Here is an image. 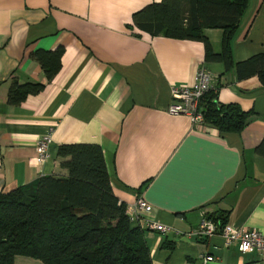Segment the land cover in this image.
<instances>
[{
	"label": "crops",
	"instance_id": "0c3cea01",
	"mask_svg": "<svg viewBox=\"0 0 264 264\" xmlns=\"http://www.w3.org/2000/svg\"><path fill=\"white\" fill-rule=\"evenodd\" d=\"M162 0H0V193L44 175H67L58 148L99 144L115 195L145 199L167 234L146 230L153 264H264L258 252L198 234L204 214L264 233V84L206 59L201 40L151 36L129 28L133 14ZM215 54L223 30L204 29ZM64 47L61 69L47 77L39 50ZM264 53V0H249L233 42L241 62ZM200 67L215 76L221 104L251 112L240 132L196 126L167 111L175 87L193 86ZM14 80L45 85L20 105L8 103ZM201 107V103H200ZM51 133L49 157L37 145ZM204 256L214 259L204 262ZM15 264H45L16 256Z\"/></svg>",
	"mask_w": 264,
	"mask_h": 264
},
{
	"label": "trees",
	"instance_id": "16d2710c",
	"mask_svg": "<svg viewBox=\"0 0 264 264\" xmlns=\"http://www.w3.org/2000/svg\"><path fill=\"white\" fill-rule=\"evenodd\" d=\"M249 0H162L133 14L129 28L151 36L201 40L206 59L236 69L239 79L258 76L264 84V53L235 62L233 42ZM206 28L222 29V51L215 54ZM64 47L39 50L35 58L52 79L61 69ZM42 83L14 80L8 103L20 105L43 91ZM214 90V89H213ZM212 89L201 100L205 122L221 132H240L251 112L235 103L221 104ZM264 155V140L256 147ZM67 175H44L0 193V264L27 256L45 264H153L145 229L134 226L126 203L114 193L103 148L95 143H68L58 148ZM221 226L223 214L213 213Z\"/></svg>",
	"mask_w": 264,
	"mask_h": 264
},
{
	"label": "built area",
	"instance_id": "2783aa9c",
	"mask_svg": "<svg viewBox=\"0 0 264 264\" xmlns=\"http://www.w3.org/2000/svg\"><path fill=\"white\" fill-rule=\"evenodd\" d=\"M215 78L216 76L207 68L200 67L193 86L175 87L171 90L172 101L167 111L173 115H187L196 126H205L207 123L200 103L203 96L213 89L212 84ZM51 142V133L48 132L42 136L37 145V161L41 165L49 157ZM126 214L132 225L142 229L158 231L162 234L172 230L170 225L152 217L153 207L143 198L126 203ZM198 234L203 238L221 235L226 246L236 243L241 252H258L264 259V233L257 229H245L228 223L221 226L209 214H204ZM213 259V256H204L205 263Z\"/></svg>",
	"mask_w": 264,
	"mask_h": 264
}]
</instances>
